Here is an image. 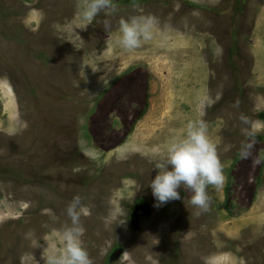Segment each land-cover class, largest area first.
Instances as JSON below:
<instances>
[{"label": "rangeland", "instance_id": "obj_1", "mask_svg": "<svg viewBox=\"0 0 264 264\" xmlns=\"http://www.w3.org/2000/svg\"><path fill=\"white\" fill-rule=\"evenodd\" d=\"M88 4L0 0V264L60 255L76 196L93 264H264V0ZM131 18L152 38L129 51ZM197 120L225 182L207 212L186 188L156 207L155 164Z\"/></svg>", "mask_w": 264, "mask_h": 264}, {"label": "clouds", "instance_id": "obj_2", "mask_svg": "<svg viewBox=\"0 0 264 264\" xmlns=\"http://www.w3.org/2000/svg\"><path fill=\"white\" fill-rule=\"evenodd\" d=\"M109 6V0H89L83 16L92 20L100 11ZM152 20L131 18L121 20L117 43L126 50H133L142 41L152 38L150 31ZM244 120V117H241ZM247 153L242 152L241 156ZM257 160L256 163H259ZM224 165L218 155L217 146L207 135V125L203 120L189 122L185 136L179 142L172 143L162 161L155 164L158 170L149 187L160 207L169 201L180 199L178 189L186 188L191 191L188 204L200 212L210 209L211 198L209 188L219 190L224 182ZM81 214H87V209L81 204L79 196L73 198L66 208L70 226L63 231L64 248L60 255L46 257V264H93L87 249L81 243L84 229L80 223Z\"/></svg>", "mask_w": 264, "mask_h": 264}, {"label": "bare ground", "instance_id": "obj_3", "mask_svg": "<svg viewBox=\"0 0 264 264\" xmlns=\"http://www.w3.org/2000/svg\"><path fill=\"white\" fill-rule=\"evenodd\" d=\"M98 137H100V138H101V136H100V135H98Z\"/></svg>", "mask_w": 264, "mask_h": 264}]
</instances>
